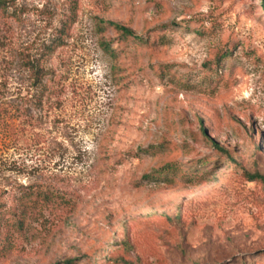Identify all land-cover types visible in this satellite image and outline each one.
<instances>
[{
  "label": "rangeland",
  "instance_id": "374dc122",
  "mask_svg": "<svg viewBox=\"0 0 264 264\" xmlns=\"http://www.w3.org/2000/svg\"><path fill=\"white\" fill-rule=\"evenodd\" d=\"M5 1L0 264H264L261 0Z\"/></svg>",
  "mask_w": 264,
  "mask_h": 264
},
{
  "label": "trees",
  "instance_id": "16d2710c",
  "mask_svg": "<svg viewBox=\"0 0 264 264\" xmlns=\"http://www.w3.org/2000/svg\"><path fill=\"white\" fill-rule=\"evenodd\" d=\"M262 2V9L264 10V0H261ZM0 9H2L3 11H6L7 9V5H6V1L5 0H0ZM108 25H110L111 27L115 28L117 31H119L125 38H130L133 41H135L137 44L139 45H163V41H164V36L162 35L156 42V40H154L152 43H150V37L149 36H144V35H140L138 33H136L135 31H133L132 29L126 27V26H122L119 25L117 23L114 22H109ZM35 66H32V68L36 71V76L38 77V72L40 70L39 67L34 68ZM16 109H19V107L14 106ZM204 132V130H203ZM212 146L219 152L221 153L223 156L225 155V157H230V153L229 151L225 150L223 147H221L219 144H217L216 142H214L213 140H210ZM179 172V168L177 166L174 165H166L164 168L159 169L158 171H155L154 174H156L158 178L156 179H162L163 181H170V183H172V181L174 182L175 180V175L178 174ZM251 180H264L263 176H261L260 174H254L250 177Z\"/></svg>",
  "mask_w": 264,
  "mask_h": 264
}]
</instances>
